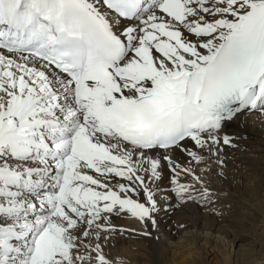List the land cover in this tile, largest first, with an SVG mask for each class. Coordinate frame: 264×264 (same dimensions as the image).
Returning a JSON list of instances; mask_svg holds the SVG:
<instances>
[{
  "label": "snow or ice",
  "instance_id": "6c2138e0",
  "mask_svg": "<svg viewBox=\"0 0 264 264\" xmlns=\"http://www.w3.org/2000/svg\"><path fill=\"white\" fill-rule=\"evenodd\" d=\"M264 115V0H0V264H122L162 182ZM220 163H223L220 161Z\"/></svg>",
  "mask_w": 264,
  "mask_h": 264
},
{
  "label": "bare ground",
  "instance_id": "6f19581e",
  "mask_svg": "<svg viewBox=\"0 0 264 264\" xmlns=\"http://www.w3.org/2000/svg\"><path fill=\"white\" fill-rule=\"evenodd\" d=\"M226 131L233 146L204 152L196 171L210 195L182 203L162 182L157 225L114 223L132 232L113 234L105 251L122 264H264V115L243 114ZM222 161L223 163H220Z\"/></svg>",
  "mask_w": 264,
  "mask_h": 264
}]
</instances>
